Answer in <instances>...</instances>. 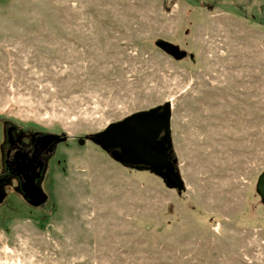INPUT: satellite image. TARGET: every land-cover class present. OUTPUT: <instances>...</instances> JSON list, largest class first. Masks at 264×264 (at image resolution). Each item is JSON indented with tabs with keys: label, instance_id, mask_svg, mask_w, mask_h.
Instances as JSON below:
<instances>
[{
	"label": "rangeland",
	"instance_id": "rangeland-1",
	"mask_svg": "<svg viewBox=\"0 0 264 264\" xmlns=\"http://www.w3.org/2000/svg\"><path fill=\"white\" fill-rule=\"evenodd\" d=\"M166 104L182 189L89 139ZM9 128L63 140L0 264H264V0H0V172Z\"/></svg>",
	"mask_w": 264,
	"mask_h": 264
},
{
	"label": "water",
	"instance_id": "water-1",
	"mask_svg": "<svg viewBox=\"0 0 264 264\" xmlns=\"http://www.w3.org/2000/svg\"><path fill=\"white\" fill-rule=\"evenodd\" d=\"M159 47L177 60L186 55L177 46L167 42H160ZM89 139L123 165L148 168L163 178L167 187L183 188L177 160L172 158L174 150L169 104L135 113L111 124L102 133ZM257 186L264 198V172L259 177Z\"/></svg>",
	"mask_w": 264,
	"mask_h": 264
},
{
	"label": "flooded vegetation",
	"instance_id": "flooded-vegetation-1",
	"mask_svg": "<svg viewBox=\"0 0 264 264\" xmlns=\"http://www.w3.org/2000/svg\"><path fill=\"white\" fill-rule=\"evenodd\" d=\"M61 140L63 138L56 136L36 135L25 141L16 137L15 129L9 128L3 146V170L0 172V178L5 181L17 180L19 190L24 196L34 203L40 201L43 197L38 193V184L43 178L45 156L52 151L53 145Z\"/></svg>",
	"mask_w": 264,
	"mask_h": 264
},
{
	"label": "trees",
	"instance_id": "trees-1",
	"mask_svg": "<svg viewBox=\"0 0 264 264\" xmlns=\"http://www.w3.org/2000/svg\"><path fill=\"white\" fill-rule=\"evenodd\" d=\"M173 159H175L174 155H173Z\"/></svg>",
	"mask_w": 264,
	"mask_h": 264
}]
</instances>
